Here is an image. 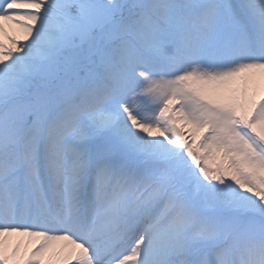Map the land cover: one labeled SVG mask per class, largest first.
Returning a JSON list of instances; mask_svg holds the SVG:
<instances>
[{
    "label": "snow or ice",
    "instance_id": "1",
    "mask_svg": "<svg viewBox=\"0 0 264 264\" xmlns=\"http://www.w3.org/2000/svg\"><path fill=\"white\" fill-rule=\"evenodd\" d=\"M0 264H264V0H0Z\"/></svg>",
    "mask_w": 264,
    "mask_h": 264
}]
</instances>
